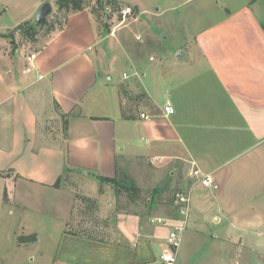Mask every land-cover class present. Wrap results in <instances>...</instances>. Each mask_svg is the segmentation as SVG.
Here are the masks:
<instances>
[{
  "label": "crops",
  "instance_id": "obj_1",
  "mask_svg": "<svg viewBox=\"0 0 264 264\" xmlns=\"http://www.w3.org/2000/svg\"><path fill=\"white\" fill-rule=\"evenodd\" d=\"M12 1L0 0V19ZM234 1L178 2L171 11L184 24L183 39L175 30L177 43L167 46L161 28L149 36L157 45L100 60L108 82L97 71L99 26L89 9L71 13L32 62L0 37V216L18 215L19 235L38 237L18 249L43 260L41 243L48 241L54 251L48 264H166L161 257L181 214L124 216L110 241L69 234L74 191L55 187L71 170L112 178L144 157L183 164L190 184L194 170L211 176L215 189L192 188H205L193 203L221 227L210 241L249 244L264 254V0ZM42 4L23 7V22L34 20ZM111 64L134 73L139 106L126 109L125 86L113 85ZM167 104L173 114H166Z\"/></svg>",
  "mask_w": 264,
  "mask_h": 264
},
{
  "label": "rangeland",
  "instance_id": "obj_2",
  "mask_svg": "<svg viewBox=\"0 0 264 264\" xmlns=\"http://www.w3.org/2000/svg\"><path fill=\"white\" fill-rule=\"evenodd\" d=\"M37 1L41 0L12 1L6 14L0 19V29H13L24 23L21 16L23 7H34ZM56 1L43 0V4L50 2L54 8L53 14L46 21L54 24V32L61 30L60 25H65L69 16L65 12L58 11ZM181 1L117 0L118 9L113 10L112 5L108 4V0H85L86 9H89L95 15L99 26L100 47H98L99 49L96 52L99 56V65L101 66L97 70L100 77L108 82L109 77H106L105 67L101 61L120 60L125 58L126 51H145L146 48L157 45V41L153 42L149 36L150 34L158 33L161 28L164 29L163 37L167 36L165 45L175 46L178 39L173 38L174 31H179L180 37L185 33L182 31L184 24L182 25V21L176 19V12L173 11L174 9L171 11V8L176 7L177 3ZM227 1L230 2V0ZM232 3L236 4L234 0ZM135 5H138L139 8ZM127 9H130V12L124 15ZM139 9L141 10V15H138ZM184 9L185 6L180 11L183 12ZM36 12L33 17H35ZM120 16H122V19H120ZM176 20L179 22H175ZM31 22L35 23V18ZM54 32L49 33L47 28H41L34 44L28 42L29 38L27 40L23 39L20 32L13 34L11 39H5L7 40V47H9L11 42L17 46L16 49H21L25 56L29 57L43 46ZM13 47H11V50H16ZM122 68V65L111 64L109 73L111 74L110 77L113 78L114 86L120 81H122V86H125L122 89V94L128 110L129 107L139 106L142 101L137 98L140 96V91L134 84V73L125 72V74L131 75H129L128 79H124L123 72L125 70ZM126 69L129 70L127 67ZM60 120H62L61 117L58 120L51 121L49 123L50 128L54 127L55 129L56 124H59ZM51 133L54 132L51 131ZM121 170L131 177L137 186L143 190L144 193L141 199L131 198L122 187H120V193H118L111 185L102 184L98 179L99 177L97 178L91 174L71 170L64 176V187L71 188L75 196L71 218L68 221L69 229H75L78 233H82L87 237L110 241L118 221L124 216L148 215L153 217L160 210H164L169 217H177L181 213H179L178 205L175 201L176 195L178 193L192 194L190 196L192 198L190 208L194 207L190 210L191 215L189 211L187 217V231L185 230L182 234L178 254L180 263L176 261L175 264H264V254L255 252L249 244L243 247L223 243L217 244L214 240L210 241L212 236L220 233L221 227L211 221L212 217L208 216L207 218L203 213L197 212L201 209V203H193V200H196L204 192L203 189L205 188L198 186L192 191V188L199 184L196 178V180H193V184L183 179L185 170L183 164L177 163L172 166L156 165L152 160L143 157L121 165ZM121 180L126 181L122 177ZM78 194L96 200L98 210L92 212L84 207L76 198ZM24 224L35 225L33 223L28 224L27 220H25ZM21 226L18 215L11 216L5 212L3 217L0 216V264L50 263L48 258L50 256L53 257L54 251L48 241L44 243L42 241L41 243L43 260L32 249L24 251L18 249L19 237L25 236L19 235Z\"/></svg>",
  "mask_w": 264,
  "mask_h": 264
},
{
  "label": "trees",
  "instance_id": "obj_3",
  "mask_svg": "<svg viewBox=\"0 0 264 264\" xmlns=\"http://www.w3.org/2000/svg\"><path fill=\"white\" fill-rule=\"evenodd\" d=\"M56 4H57L58 11L65 12L68 15H70L71 13L82 11L83 9L86 8L85 0H57ZM108 4L112 5L113 10H116V8L118 9L119 4L117 0H108ZM120 19H122V16H120ZM60 26H61L60 29L64 27V25L62 24ZM44 28H47L49 33L55 31L54 24H50L48 22L45 23ZM40 29L41 28H38L35 26V23H32L31 21H26L20 24L19 26H17L14 30L10 31L8 34H0V37L11 39L13 34H15L16 32H20L23 39L27 40V38H29L28 42H32V44H34L36 42V36L40 32ZM13 46H14L13 48L16 49L17 46H15L14 44ZM137 98L139 99V101H142L143 99L142 95L138 96ZM122 112H123V117L128 118L125 115L124 109L122 110ZM63 126H64V133L66 135L67 121H64ZM121 177L126 179V181H122ZM63 179L64 177L58 178L57 182L55 183L56 188H60L62 185H64ZM99 181L102 184L111 185L113 188H115L114 190L117 191L118 193H120V187H122L126 192H128L131 198L141 199L144 193L143 190H141L137 186L136 182L133 179H131V177L126 175L121 169L117 170L114 177L112 178L99 177ZM76 198L84 205V207H86L90 211L96 212L98 210V203L96 200L88 196H82L79 194L76 196ZM65 232L69 234L84 235L82 233H78V231H76L75 229L74 230L69 229V222H67L66 224ZM37 240L38 238L36 234H32L29 236H21L19 237V246L32 245V244H35Z\"/></svg>",
  "mask_w": 264,
  "mask_h": 264
},
{
  "label": "built area",
  "instance_id": "obj_4",
  "mask_svg": "<svg viewBox=\"0 0 264 264\" xmlns=\"http://www.w3.org/2000/svg\"><path fill=\"white\" fill-rule=\"evenodd\" d=\"M130 12V9H127V12H124V15ZM35 54H31L29 56V61L32 62L35 59ZM124 79H128L129 75L124 74ZM166 114H173L174 109L172 108L171 104H167L165 107ZM143 118H146L144 115H142ZM193 176L197 179V183L202 185L205 188H216L215 182L211 178V176L203 175L200 171L194 170ZM191 195L190 194H181L178 193L176 195V203L179 206V211L182 215V219L179 221H175L176 223L173 224L169 237L167 239L168 242V248L161 257L163 262L166 264H175L177 261V256L179 253V249L181 246V240H182V234L186 230V224H187V217L190 211V205H191ZM158 223L162 224L165 222V220L157 219L155 220Z\"/></svg>",
  "mask_w": 264,
  "mask_h": 264
},
{
  "label": "water",
  "instance_id": "obj_5",
  "mask_svg": "<svg viewBox=\"0 0 264 264\" xmlns=\"http://www.w3.org/2000/svg\"><path fill=\"white\" fill-rule=\"evenodd\" d=\"M54 8L50 2L44 3L36 12L35 26L43 28L50 15L53 14Z\"/></svg>",
  "mask_w": 264,
  "mask_h": 264
}]
</instances>
